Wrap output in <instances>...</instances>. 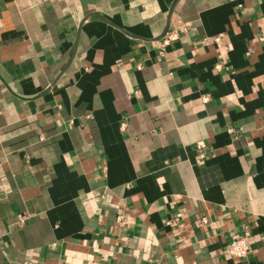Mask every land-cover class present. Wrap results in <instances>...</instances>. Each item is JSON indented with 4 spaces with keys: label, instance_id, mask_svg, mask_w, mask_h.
I'll return each instance as SVG.
<instances>
[{
    "label": "crops",
    "instance_id": "crops-1",
    "mask_svg": "<svg viewBox=\"0 0 264 264\" xmlns=\"http://www.w3.org/2000/svg\"><path fill=\"white\" fill-rule=\"evenodd\" d=\"M153 259L264 264V0H0V264Z\"/></svg>",
    "mask_w": 264,
    "mask_h": 264
},
{
    "label": "built area",
    "instance_id": "built-area-1",
    "mask_svg": "<svg viewBox=\"0 0 264 264\" xmlns=\"http://www.w3.org/2000/svg\"><path fill=\"white\" fill-rule=\"evenodd\" d=\"M159 40L163 45H168L171 42L175 41L178 38V33L175 30L166 31L163 34L159 35ZM195 147L199 154V159L197 160L198 164H202L203 160L206 157V144L204 141L200 140L195 143ZM124 214L121 213L116 218L117 225L123 223ZM209 221L208 216H202L199 222V226H204ZM227 251L230 255L237 258H247L251 253V243H250V234L248 232H243L238 235H231L227 243ZM150 264H161L159 259L149 260Z\"/></svg>",
    "mask_w": 264,
    "mask_h": 264
}]
</instances>
